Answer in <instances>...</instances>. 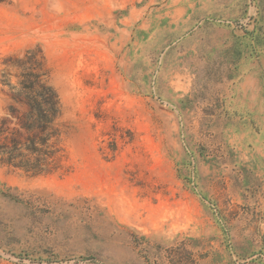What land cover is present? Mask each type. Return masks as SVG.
<instances>
[{"label":"rangeland","instance_id":"374dc122","mask_svg":"<svg viewBox=\"0 0 264 264\" xmlns=\"http://www.w3.org/2000/svg\"><path fill=\"white\" fill-rule=\"evenodd\" d=\"M32 68L58 166L0 162V264H264V0H0L9 128Z\"/></svg>","mask_w":264,"mask_h":264},{"label":"trees","instance_id":"16d2710c","mask_svg":"<svg viewBox=\"0 0 264 264\" xmlns=\"http://www.w3.org/2000/svg\"><path fill=\"white\" fill-rule=\"evenodd\" d=\"M18 86L11 93L17 105L8 109L16 126L9 128L8 117L0 118V162L32 174L49 173L58 166V96L34 68L21 74Z\"/></svg>","mask_w":264,"mask_h":264}]
</instances>
